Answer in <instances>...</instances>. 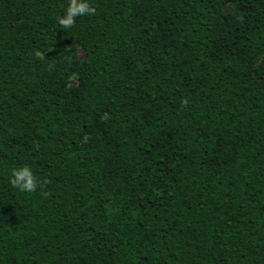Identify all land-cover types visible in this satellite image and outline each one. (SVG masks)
I'll return each instance as SVG.
<instances>
[{
  "label": "trees",
  "instance_id": "obj_1",
  "mask_svg": "<svg viewBox=\"0 0 264 264\" xmlns=\"http://www.w3.org/2000/svg\"><path fill=\"white\" fill-rule=\"evenodd\" d=\"M87 2L0 0V264H264V0Z\"/></svg>",
  "mask_w": 264,
  "mask_h": 264
},
{
  "label": "rangeland",
  "instance_id": "obj_2",
  "mask_svg": "<svg viewBox=\"0 0 264 264\" xmlns=\"http://www.w3.org/2000/svg\"><path fill=\"white\" fill-rule=\"evenodd\" d=\"M34 57L42 62L43 72L51 78L59 76L68 65H73L77 70L83 60L84 53L81 45L71 42L65 47L55 48L50 51H40ZM78 88V77L75 71L69 78L68 91L72 95ZM107 118V116H105ZM99 134H87L83 137V143H90L94 137L99 138Z\"/></svg>",
  "mask_w": 264,
  "mask_h": 264
},
{
  "label": "clouds",
  "instance_id": "obj_3",
  "mask_svg": "<svg viewBox=\"0 0 264 264\" xmlns=\"http://www.w3.org/2000/svg\"><path fill=\"white\" fill-rule=\"evenodd\" d=\"M91 11L93 10L90 9L87 0H69V6L64 14L58 18V24L64 29L71 28L76 17L89 14ZM11 183L22 192H33L38 186L36 177L27 166L12 170Z\"/></svg>",
  "mask_w": 264,
  "mask_h": 264
}]
</instances>
